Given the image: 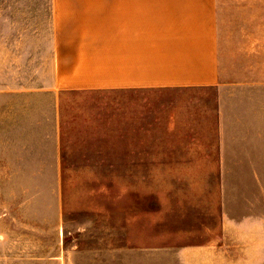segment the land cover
I'll list each match as a JSON object with an SVG mask.
<instances>
[{
	"label": "rangeland",
	"instance_id": "1",
	"mask_svg": "<svg viewBox=\"0 0 264 264\" xmlns=\"http://www.w3.org/2000/svg\"><path fill=\"white\" fill-rule=\"evenodd\" d=\"M51 13L0 0V264H264V107L227 84L56 91ZM247 13L219 10L224 59Z\"/></svg>",
	"mask_w": 264,
	"mask_h": 264
},
{
	"label": "crops",
	"instance_id": "2",
	"mask_svg": "<svg viewBox=\"0 0 264 264\" xmlns=\"http://www.w3.org/2000/svg\"><path fill=\"white\" fill-rule=\"evenodd\" d=\"M225 4L248 12L241 55L226 59L219 44ZM51 11L56 91L181 95L227 84L241 87L244 113L264 107V0H51ZM224 103L217 133L226 128ZM177 116L168 115L167 125ZM250 116L244 121L261 123Z\"/></svg>",
	"mask_w": 264,
	"mask_h": 264
}]
</instances>
